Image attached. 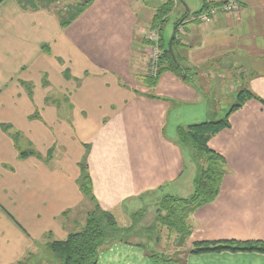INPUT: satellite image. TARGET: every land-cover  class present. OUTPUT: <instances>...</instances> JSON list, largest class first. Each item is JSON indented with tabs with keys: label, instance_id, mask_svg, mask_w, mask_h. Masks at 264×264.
Wrapping results in <instances>:
<instances>
[{
	"label": "crops",
	"instance_id": "0c3cea01",
	"mask_svg": "<svg viewBox=\"0 0 264 264\" xmlns=\"http://www.w3.org/2000/svg\"><path fill=\"white\" fill-rule=\"evenodd\" d=\"M82 1L0 2V264H35L47 243L84 227L94 207L80 184L84 174L96 202L121 216L130 236L136 232L129 218L143 206L152 211L162 197H179L174 181L185 155L172 141L177 127L208 120L211 102L199 85L226 81L233 71V83L221 81L219 92L248 88L264 101V0H232L237 11L206 23L200 13L226 0L190 2L194 10L176 0L171 52L189 78L164 71L155 84L147 35L158 28V46L165 47L167 2L92 0L62 27ZM209 148L223 157L225 173L215 200L189 215L178 260L264 264L259 252L191 253L197 242H264V106L245 101ZM23 151L33 155L21 157ZM168 185L171 195L163 191ZM160 230L168 239L164 256L176 262L182 241ZM142 239L104 248L96 264H157Z\"/></svg>",
	"mask_w": 264,
	"mask_h": 264
},
{
	"label": "trees",
	"instance_id": "16d2710c",
	"mask_svg": "<svg viewBox=\"0 0 264 264\" xmlns=\"http://www.w3.org/2000/svg\"><path fill=\"white\" fill-rule=\"evenodd\" d=\"M2 0H0L1 2ZM85 0L76 6L75 12L68 16L65 20H61L60 25L66 26L73 21L91 2ZM166 11L163 17L174 7V2L166 1ZM172 48L174 38L172 40ZM160 47V46H159ZM162 48L161 53L157 56L155 71L149 76L152 83H156L159 75L164 71H173L179 78L186 75V80L189 78V73L179 66V63L174 57V53H169L166 47ZM184 80V78H183ZM255 99L264 106V101L251 93L248 88H242L236 95L235 102L230 106L226 115L218 121H204L196 124H191L184 127H177L176 136L179 145L181 142L189 141L190 145L198 150L206 153L208 156L205 160L203 170L197 172L194 177V190L189 198H176L173 196H164L157 203L158 222L163 228L170 232L176 233L183 240L190 236V227L187 223L189 215L196 209L211 203L217 197L223 175L225 173V162L222 156L210 150L207 146L209 139L219 131L229 127L228 117L233 112L242 107L245 101ZM178 144V143H177ZM33 155L32 151H23L21 157ZM82 189L89 199L94 200L91 196L92 187L87 175H83ZM119 229L117 223L108 212H105L98 207L93 209V212L88 214L86 224L81 231L68 234V236L59 241H52L46 244L48 259L52 264H96L97 255L100 249L111 245L118 240L119 236L109 238L111 242H107L108 233L116 232ZM109 231V232H108ZM108 232V233H107ZM118 235V234H117ZM259 252L264 254V242H236L230 240L197 242L193 244L191 253H206V252ZM157 264H181L182 260H178L168 256H155ZM23 261L17 264H23Z\"/></svg>",
	"mask_w": 264,
	"mask_h": 264
},
{
	"label": "rangeland",
	"instance_id": "374dc122",
	"mask_svg": "<svg viewBox=\"0 0 264 264\" xmlns=\"http://www.w3.org/2000/svg\"><path fill=\"white\" fill-rule=\"evenodd\" d=\"M179 1H181L187 7V5L189 6L190 2L198 6L200 0H179ZM179 5H180V9H181L182 4L179 3ZM189 8L194 10L195 7L189 6ZM66 9H68V7H66ZM187 9H188V7H187ZM173 12L174 11L172 10V12H169V14H167L168 18L166 17L167 20L165 21L163 30L161 31V35H162V38L164 40V45L166 48H167V44L171 40V36H172V29H173L172 23L174 22V20L176 18H178L177 13L172 15ZM153 57H154L153 52L148 54L149 64H150L149 67L150 68L152 65ZM151 72H152V70L150 71V75H151ZM230 73H234V72L229 71V73H227V76L225 77V79H227L226 81H222L218 78H214V79H209L208 82L206 81L208 83L206 87H205V85L204 86L199 85L201 87L202 93H204L205 97H207V99H209L211 102L209 106L207 105V109L205 110L206 114L208 115V118H207L208 120H206V121H210V120L211 121H218V120L222 119L226 115L227 111L230 109V106L235 102L237 94H233V90L231 88L225 89L224 92H223L222 88H221L220 92L218 91V89L222 86L221 81H222V83H224V82L228 83L231 81L233 83V79H231L232 75ZM230 79H231V81H230ZM206 82H204V83H206ZM150 97H152V96H150ZM219 99L222 101H220ZM173 108H177V106L174 105ZM190 109L192 110L191 113L196 114L197 110L195 108H190ZM200 114H201V112H200ZM229 117H230V115H229ZM229 117H228V121H229ZM201 122H204V121H201ZM196 123H200V122H196ZM182 127L185 128L186 126H182ZM168 128H169V126H167V129ZM218 133H220V131ZM218 133L213 135L209 139V141L214 136H216ZM166 136L170 137V134L167 133ZM174 138L175 139L172 142L176 145L178 143V145H179L177 136H175ZM209 141L207 143L208 148H209ZM181 144H182V146L181 145H179V146L185 155L184 156L185 166L183 167L180 182L177 183V181H174L177 184V192H175V193H177V196H179L178 198H189L193 194V190H194V184L192 186V183L194 181V177H195L197 172H200L203 170V167L205 166L204 165L205 160H206L208 155L202 151H198V150L194 149L190 145L189 141L183 140L181 142ZM209 149L212 150L211 148H209ZM192 174H194V177L192 176ZM82 180H83V176H81V178H80V184L81 185H82ZM163 191H165L166 195H171V193L173 192V185L166 186L165 188H163ZM85 196H87V195H85ZM91 196L93 197L94 200L89 199V197H87V198L94 204L93 209L95 207H98L99 209L103 210L99 206V204L96 202L94 195H93V190L91 192ZM141 199H142V203H143L144 197ZM147 202L148 201H145V203H147ZM154 206L155 207L153 208V206H152L153 209H150V210H152V211L155 210L156 214L152 211H149L148 206L145 205V206H143V208H141V210H139L141 215H138V216L135 215V217L129 218V220H131L129 223L132 222L131 225L134 227V231L136 232L133 236L129 235L130 229L127 230L126 228H124V227H126V224L124 223V219L121 216H116V218L113 216L116 223H117V227L119 228L116 230V232L120 231V233H115V232L108 233L109 232L108 231L107 233L109 235H108V239H106V241L111 242L112 240H110L109 238H111L112 236L113 237L119 236L118 240H120V241H115L111 245H113L115 243H120V242L121 243H129L130 241H135L134 239L140 240L142 238H145V239H142V245H143V248L147 251V255L151 259H154L155 261H157L155 256L162 257V255H168V253L163 248L164 243L168 244V242H167L168 239L166 238V235H165L166 230H164V231L160 230L162 226L158 222V218H157L159 213H157V207L155 204H154ZM91 212H93V210ZM155 216H156V218H155ZM87 217H88V215H87ZM118 223L120 224V226ZM85 224H86V221H85ZM121 226H124V227H121ZM145 227H149L148 235L143 232V229ZM171 233H173V232H171ZM173 234H175V233H173ZM146 235H147V237H145ZM176 236H177V239H176L177 242L182 241V243L180 245H178L179 243H177V247H176L177 258H179V257L181 258L182 253L185 252V248H186V244H187L188 239L185 237L182 240L180 238V236H178L177 234H176ZM172 238L173 237L171 236L169 243H172L174 241ZM111 245H108L104 248L106 249ZM103 249H100L98 254ZM97 257H98V255H97ZM36 258H37V262L35 264H38V262H40L41 264H52V262L48 259V252L46 251V249L40 250V252L36 256Z\"/></svg>",
	"mask_w": 264,
	"mask_h": 264
},
{
	"label": "built area",
	"instance_id": "2783aa9c",
	"mask_svg": "<svg viewBox=\"0 0 264 264\" xmlns=\"http://www.w3.org/2000/svg\"><path fill=\"white\" fill-rule=\"evenodd\" d=\"M165 1H172L174 2V5L176 4V0H165ZM238 6L235 4L234 1L232 0H226L223 4L220 5L219 8H209L207 11L205 12H201L200 15L198 16V19L201 22H209V20L211 18H213L218 12L221 13H232L237 11ZM148 40L154 45V47L152 48V52L154 54L153 60H152V65H151V70L152 72L155 71V63L157 60V56H158V44H159V29H153L151 30L148 35Z\"/></svg>",
	"mask_w": 264,
	"mask_h": 264
},
{
	"label": "water",
	"instance_id": "95a60500",
	"mask_svg": "<svg viewBox=\"0 0 264 264\" xmlns=\"http://www.w3.org/2000/svg\"><path fill=\"white\" fill-rule=\"evenodd\" d=\"M173 38H174V34H173L171 40L168 42L167 50L169 53H171V42H172ZM183 78H186V75H183Z\"/></svg>",
	"mask_w": 264,
	"mask_h": 264
}]
</instances>
